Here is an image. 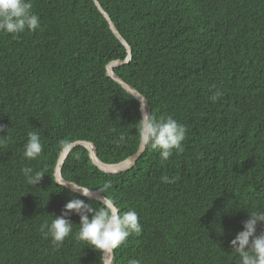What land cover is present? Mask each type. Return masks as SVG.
Masks as SVG:
<instances>
[{"label":"trees","instance_id":"trees-1","mask_svg":"<svg viewBox=\"0 0 264 264\" xmlns=\"http://www.w3.org/2000/svg\"><path fill=\"white\" fill-rule=\"evenodd\" d=\"M98 1L132 49L115 73L153 116L187 131L182 152L162 161L147 147L116 174L78 146L63 178L112 198L121 214L138 213L141 233L112 250V264H240L230 241L249 212L264 211V0ZM32 11L35 32H0V264H104L102 251L75 238L79 215L68 217L73 232L59 246L40 225L73 198L102 207L55 182L67 144L87 140L105 163L139 147L140 103L106 75L126 48L93 0H33ZM215 89L223 95L213 102ZM29 131L43 145L34 160L22 154ZM24 167L44 173L37 185Z\"/></svg>","mask_w":264,"mask_h":264},{"label":"clouds","instance_id":"clouds-1","mask_svg":"<svg viewBox=\"0 0 264 264\" xmlns=\"http://www.w3.org/2000/svg\"><path fill=\"white\" fill-rule=\"evenodd\" d=\"M32 9L33 0H0V32L13 35L26 30L35 32L41 24L40 17ZM211 92L209 99L213 102L223 95L218 89ZM146 107V102L142 100L141 118L136 124L139 147L159 150L162 161L167 160L174 149L177 153L182 152L186 127L172 116L156 118L145 110ZM4 129L5 126L0 124V132ZM124 139V136L120 137V140ZM23 149L22 154L26 159H37L43 152L39 133L29 131ZM21 171L27 183L33 186L37 185L44 175L40 171L33 172L31 167H24ZM175 180V177H162L165 183H174ZM70 185L79 190L81 195L90 197V188ZM63 186L65 185L61 187ZM110 187V183H105L101 191H106ZM100 203L102 207L94 208L83 199H70L64 204L60 215L53 214L50 222L45 221L40 225V231L45 238H50L55 246H59L73 232V223L68 217L75 213L80 217L75 238L102 252H111L125 244L130 235L141 233L142 225L134 209L130 208L121 214L112 198L104 199ZM249 213V218L243 221V230L230 241V246L232 252L239 256L240 264H264V231L257 234L258 222L264 224V211ZM129 264H141V261L133 259Z\"/></svg>","mask_w":264,"mask_h":264},{"label":"water","instance_id":"water-1","mask_svg":"<svg viewBox=\"0 0 264 264\" xmlns=\"http://www.w3.org/2000/svg\"><path fill=\"white\" fill-rule=\"evenodd\" d=\"M94 3L96 4L98 10L102 13L104 18L109 24L110 29L116 36V38L123 44V46L126 48L127 56L126 59H116L110 61L106 65V75L110 78H112L115 82H117L124 90H126L129 94L133 95L141 104L142 100L146 102V98L143 94H141L136 88L128 84L126 81H124L121 77H119L114 69L122 66L123 64H128L130 60L132 59V49L129 45V43L124 39V37L120 34L118 29L116 28L114 22L110 18V15L105 11V9L102 7L100 2L98 0H93ZM147 104V102H146ZM141 110V109H140ZM146 111H149V108L146 107ZM78 146H83L87 149L89 157L93 163L94 166H96L99 170L103 171L104 173H111V174H116V173H121L130 170L137 162L139 157L142 155L144 152V149H141L138 147L136 152H134L132 155L129 157L125 158L124 160L117 162V163H105L101 161L97 154H96V149L93 143L87 141V140H76L73 141L69 144H67L59 153V156L56 161L55 169H54V179L55 182H59L57 184L59 185H65L67 189L70 191L77 193L81 195L80 191L77 189H74L70 184L79 187L82 185H79L75 182L68 181L63 178L62 176V167L65 162V159L67 156L70 154V152L78 147ZM83 196V195H82ZM85 197V196H84ZM93 200H97L99 202H102L104 199H107V197L93 189H91L90 192V197H87ZM112 251L111 252H103V260L104 264H112Z\"/></svg>","mask_w":264,"mask_h":264}]
</instances>
